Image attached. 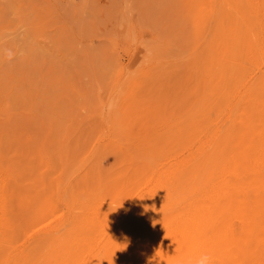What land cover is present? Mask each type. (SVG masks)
<instances>
[{
	"label": "rangeland",
	"instance_id": "1",
	"mask_svg": "<svg viewBox=\"0 0 264 264\" xmlns=\"http://www.w3.org/2000/svg\"><path fill=\"white\" fill-rule=\"evenodd\" d=\"M263 48L264 0H0V264H264Z\"/></svg>",
	"mask_w": 264,
	"mask_h": 264
},
{
	"label": "bare ground",
	"instance_id": "2",
	"mask_svg": "<svg viewBox=\"0 0 264 264\" xmlns=\"http://www.w3.org/2000/svg\"><path fill=\"white\" fill-rule=\"evenodd\" d=\"M257 5H258V4H257ZM259 8H260V7H259ZM259 11H260V10H259ZM258 13H259V12H258ZM261 16H262V14H261ZM259 18H260V17H259ZM262 18H263V17H262ZM260 21H261V20H260ZM262 21H263V20H262ZM257 22H259V21H257ZM258 27H259V26H258ZM258 33H259V32H258ZM262 38H263V37H262ZM263 49H264V48H263ZM232 65H233V64H232ZM229 73H230V72H229ZM248 74H249V73H248ZM234 107H235V106H234ZM233 110H234V109H233ZM222 111H223V110H222ZM234 112H235V111H234ZM218 121H219V120H218ZM213 124H214V123H213ZM224 124H225V123H224ZM209 128H210V127H209ZM262 129H263V128H262ZM219 130H220V129H219ZM204 133H205V132H204ZM207 133H208V132H207ZM218 133H219V131H218ZM259 133H260V132H259ZM203 136H204V135H203ZM190 146H191V145H190ZM204 150H205V149H204ZM252 150H253V148H252ZM195 151H196V150H195ZM232 152H233V151H232ZM247 152H248V151H247ZM251 152H252V151H251ZM197 154H198V153H197ZM201 154H202V153H201ZM260 164H262V163H260ZM220 165H221V164H220ZM257 165H258V164H257ZM174 174H175V173H174ZM135 188H136V187H135ZM221 190H222V189H221ZM204 191H205V190H204ZM207 193H208V192H207ZM215 194H216V193H215ZM240 194H241V193H240ZM201 197H202V196H201ZM199 198H200V197H199ZM202 199H203V198H202ZM126 201H127V200H126ZM199 201H200V200H199ZM240 203H241V202H240ZM194 206H195V205H194ZM190 208H191V207H190ZM192 208H193V207H192ZM194 209H195V208H194ZM182 210H183V209H182ZM185 210H186V209H185ZM193 211H194V210H193ZM167 212H168V211H167ZM190 212H191V211H190ZM182 213H183V212H182ZM190 214H191V213H190ZM191 215H192V214H191ZM183 216H184V215H183ZM231 216H232V215H231ZM174 217H175V216H174ZM176 217H177V216H176ZM178 217H179V216H178ZM232 217H233V216H232ZM167 218H168V217H167ZM227 218H228V217H227ZM168 219H169V218H168ZM168 219H167V220H168ZM173 219H174V218H173ZM180 219H181V218H180ZM185 219H186V218H185ZM170 220H172V219H170ZM177 220H178V219H177ZM177 220H176V221H177ZM188 220H189V218H188ZM222 220H223V219H222ZM163 221H165V220H163ZM173 221H174V220H173ZM179 221H180V220H179ZM168 222H169V221H168ZM189 222H190V221H189ZM189 222H188V223H189ZM172 223H173V222H171V224H172ZM174 223H175V222H174ZM219 223H220V222H219ZM161 224H162V223H161ZM176 224H177V222H176ZM186 224H187V223H186ZM186 224H185V222H184L183 225L186 226ZM159 225H160V223H159ZM163 225H164V224H163ZM165 225H168V224H165ZM165 225H164V226H165ZM169 225H170V224H169ZM173 225H174V224H173ZM181 225H182V224H181ZM230 225H231V224H230ZM156 226H158V225H156ZM185 226H184V227H185ZM151 227H152V226H151ZM165 227H166V226H165ZM165 227H164V231L167 229V228H165ZM167 227H168V226H167ZM169 227H170V226H169ZM173 227H174V226H173ZM182 227H183V226H182ZM186 227H187V226H186ZM42 228H43V227L38 228V230H37L35 233H37L38 231L40 232ZM155 228H156V227H155ZM158 228H159V230H160V228H163V226L161 225V227H158ZM158 228H157V229H158ZM43 229H44V228H43ZM153 229H154V228H153ZM153 229H151V230L153 231ZM157 229H156V230H157ZM168 229H169V228H168ZM174 229H175V228H174ZM174 229H171V230L175 232ZM176 229H177V227H176ZM154 230H155V229H154ZM161 230L163 231V229H161ZM171 230H170V231H171ZM185 230H186V228H185ZM188 230H189V228H188ZM157 231H158V230H157ZM168 231H169V230H168ZM41 232H44V231L42 230ZM45 232L47 233V231H45ZM149 232H150V230H149ZM158 232H160V231H158ZM174 232H173V233H174ZM176 232H177V230H176ZM185 232L187 233L188 231L186 230ZM185 232H184V233H185ZM154 233H155V235H156L157 232L155 231ZM160 233L163 234L164 232H160ZM33 234H34V233H33ZM33 234H31V236H32ZM147 234H148V233H147ZM150 234H152V233H150ZM164 234H165V233H164ZM164 234H163L162 236H164ZM174 234H175V233H174ZM199 234H200V233H199ZM165 235H166V234H165ZM169 235H170V234H169ZM175 235H176V234H175ZM175 235H173V238L176 237ZM184 235H186V237H187L188 233H187V234H184ZM184 235H183V236H184ZM190 235H192V233H191ZM193 235H194V234H193ZM202 235H203V234H202ZM204 235L207 236L208 234H204ZM227 235H228V234H227ZM31 236H28V237L30 238ZM150 236H151V235H150ZM170 236H171V235H170ZM177 236H178V235H177ZM194 236H196V235H194ZM200 236H201V235H200ZM206 236L204 237V239L206 238ZM152 237H154V236H152ZM160 237H161V236H160ZM201 237H202V236H201ZM201 237H200V238H201ZM209 237H210V236H209ZM29 238H28V239H29ZM155 238H156V237H155ZM165 238H166V237L164 236V239H165ZM167 238H168V237H167ZM183 238H184V237H183ZM198 238H199V237H198ZM211 238H212V237H211ZM34 239H35V238H34ZM131 239H132V238H130V240H131ZM152 239H153V238H152ZM174 239L177 240V238H174ZM174 239H173V240H174ZM188 239H189V236H188ZM209 239H210V238H209ZM148 240H150V238H149ZM162 240H163V238H162ZM166 240H167V239H166ZM170 240H172V239H170ZM170 240H169V241H170ZM184 240H186V239L184 238ZM184 240H183V243L186 242V241L184 242ZM200 240H201V239H200ZM200 240H199V245H200V242H201ZM202 240H203V239H202ZM211 240H212V239H211ZM143 241H144V240H143ZM150 241H151V240H150ZM153 241H154V240H153ZM164 241H165V240H164ZM177 241H178V240H177ZM187 241H189V240H187ZM193 241H194V240H192V242H193ZM196 241H197V239H196ZM205 241H208V240H205ZM205 241H204V242H205ZM215 241H217L216 238H215ZM88 242H89V241H88ZM161 242H162V241H161ZM161 242H160V243H161ZM171 242H172V241H171ZM171 242H170V243H171ZM138 243H139V242H138ZM148 243H150V242H148ZM158 243H159V242H157V244H158ZM160 243H159V244H160ZM168 243H169V242H168ZM181 243H182V242H181ZM194 243H195V241H194ZM194 243H193V247H194V245H196V244H194ZM213 243H214V242H213ZM215 243H216V242H215ZM151 244H152V242H151ZM151 244H149V249H148V251H149L150 249H151V251H152V248H150V247H151ZM157 244H156V245H157ZM163 244H164V243H163ZM173 244H174V242H173ZM185 244H186V243H185ZM188 244H189V243H188ZM201 244H202V242H201ZM203 244H204V243H203ZM165 245H166V244H165ZM165 245H163V247H165ZM168 245H169V244H168ZM181 245H182V244H181ZM197 245H198V244H197ZM197 245H196L195 247H197ZM146 246H147V245H146ZM152 246H155V244L152 245ZM172 246H174V245H172ZM87 247H89V244H88ZM133 247H134V246H133ZM141 247H142V246H141ZM144 247H145V246H144ZM161 247H162V246H161ZM168 247H169V246H168ZM183 247L185 248L184 244H183ZM195 247H194V248H195ZM202 247H203V245H202ZM102 248H103V247H102ZM146 248H147V247H146ZM156 248H158V247L156 246ZM171 248H172V247H171ZM171 248H170V249H171ZM173 248H174V247H173ZM176 248H178V247H177V243H176ZM184 248H183V249H184ZM200 248H201V247H200ZM200 248H199V249H200ZM196 249H197V248H196ZM209 249H210V248H209ZM84 250H86V249H84ZM142 250H143V249H142ZM145 250H146V249H145ZM154 250H155V249H153V253L158 252V251H156L157 249L155 250L156 252H155ZM164 250H165V249H164ZM173 250H174V249H173ZM184 250H185V249H184ZM184 250H183V251H184ZM187 250H188V249H187ZM200 250H201V249H200ZM178 251H179V250H178ZM194 251H195V250H194ZM194 251H193V253H194ZM197 251H198V250H197ZM202 251H203V250H202ZM140 252H141V251H140ZM144 252H145V251H144ZM186 252H187V251H186ZM186 252H185V253H186ZM169 253H170V252H169ZM169 253H168V254H169ZM174 253H175V251H174ZM181 253H182V252H181ZM185 253H184V254H185ZM198 253L200 254V251H199ZM13 254H14V253H13ZM16 254H17V252H16ZM16 254H15V255H16ZM84 254H85V252H84ZM144 254H145V253H144ZM147 254H150V253H147ZM151 254H152V253H151ZM151 254H150V255H151ZM171 254H172V253H171ZM191 254H192V253H191ZM156 255H157V253H156ZM156 255L153 254V256H151V257H153V259H156V260H157V257H158V256H156ZM158 255H159V254H158ZM174 255H175V257H176V254H174ZM174 255H171V257L174 256ZM177 255H178L177 257H179V254H177ZM196 255H197V254H196ZM134 256H135V255H134ZM144 256H145V255H144ZM168 256H170V255H168ZM181 256H182V255H181ZM192 256H193V255H192ZM213 256H214V255H213ZM74 257H75V256H74ZM74 257H72V258H74ZM137 257H138V256H137ZM182 257H183V256H182ZM67 258H68V257H67ZM75 258H77V257H75ZM140 258H141V257H140ZM140 258H139V259H140ZM145 258H146V257H145ZM180 258H181V257H180ZM185 258H186V257H185ZM133 259H134V257H133ZM139 259H138V262H139ZM143 259H144V258H143ZM147 259H148V257H147ZM147 259H146V260H147ZM149 259H150V257H149ZM164 259H168L167 256H166ZM172 259H173V257H172ZM178 259H179V258H178ZM183 259H184V258H183ZM195 259H196V258H195ZM86 260H87V259H86ZM86 260H85V261H86ZM156 260H155V261H156ZM174 260L177 261L176 259H174ZM209 260H210V259H209ZM124 261H125V260H124ZM159 261H160V260H159ZM171 261H172V260H171ZM179 261H180V260H179ZM68 262H69V261H68ZM75 262H76V261H75ZM143 262H145V261H143ZM166 262H167V260H166ZM169 262H170V259H169ZM141 263H142V261H141ZM146 263H147V262H146ZM54 264H56V263H54ZM138 264H139V263H138ZM158 264H159V262H158ZM166 264H168V263H166ZM175 264H177V263H175ZM240 264H241V263H240Z\"/></svg>",
	"mask_w": 264,
	"mask_h": 264
},
{
	"label": "clouds",
	"instance_id": "3",
	"mask_svg": "<svg viewBox=\"0 0 264 264\" xmlns=\"http://www.w3.org/2000/svg\"><path fill=\"white\" fill-rule=\"evenodd\" d=\"M197 264H209V257L207 255H202L198 259Z\"/></svg>",
	"mask_w": 264,
	"mask_h": 264
}]
</instances>
